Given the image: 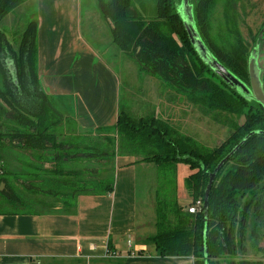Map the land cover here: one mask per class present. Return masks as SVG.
I'll use <instances>...</instances> for the list:
<instances>
[{
  "label": "trees",
  "instance_id": "trees-1",
  "mask_svg": "<svg viewBox=\"0 0 264 264\" xmlns=\"http://www.w3.org/2000/svg\"><path fill=\"white\" fill-rule=\"evenodd\" d=\"M26 1L0 0V182L7 188L0 190V205L11 206L3 212L75 213L80 195L114 191L115 159L120 154L154 164L165 172L169 186V176L186 164L191 172L184 185L191 202L179 204L172 186L159 193L156 232L143 243L155 246L160 256L193 257L195 264H264L263 259L247 258L250 251H263L264 106L203 61L179 11L184 0H157L150 19L134 0H98V5L111 24L113 42L140 72L159 79L188 105L231 129L213 149L154 112L135 118L121 109L114 126L80 130L75 111L65 113L39 78L37 19L28 24L18 49L1 29L3 20ZM242 2L189 0L205 45L250 86L252 46L240 28ZM262 30L264 22L252 37L254 48ZM242 116L245 122L240 124ZM227 156L211 187L208 208L190 213L194 202H205L210 176ZM27 202L31 209L19 207Z\"/></svg>",
  "mask_w": 264,
  "mask_h": 264
},
{
  "label": "crops",
  "instance_id": "crops-1",
  "mask_svg": "<svg viewBox=\"0 0 264 264\" xmlns=\"http://www.w3.org/2000/svg\"><path fill=\"white\" fill-rule=\"evenodd\" d=\"M38 2L37 69L44 90L59 107L75 111L80 130L114 126L124 109L122 82L82 32L80 0ZM139 158L117 155L114 191L80 195L75 213L0 211V264H195L193 257L160 256L143 243L155 234L156 217L144 209L141 218L139 200L152 207L154 196L156 213L161 191L154 177L161 171ZM177 198L183 206L191 202L187 191Z\"/></svg>",
  "mask_w": 264,
  "mask_h": 264
},
{
  "label": "rangeland",
  "instance_id": "rangeland-1",
  "mask_svg": "<svg viewBox=\"0 0 264 264\" xmlns=\"http://www.w3.org/2000/svg\"><path fill=\"white\" fill-rule=\"evenodd\" d=\"M134 1L139 11L145 17L150 19L154 15L157 0ZM38 3V0H27L3 20L1 29L15 49H18L20 39L28 24L32 20L37 19ZM80 4L82 32L91 41L97 51H99L100 55L105 56L108 64L119 75L122 82L121 103L127 112L135 118L151 115L153 112L157 114L158 112L157 115L169 121L174 128L184 134L190 135L200 145L209 149L221 145L229 137L231 133L230 128L217 121H213L210 116L203 115L199 109L188 105L181 94L164 85L159 79L147 75L144 71L140 72L137 63L117 48L112 39L111 24L104 19L99 9L98 0H80ZM238 10L240 13L241 31L249 47L252 46V51L256 50L257 64L264 72V30L260 31V43L256 48H254V42L252 41L253 35L258 32L264 22V0H243ZM9 64L10 73L14 76L12 73L14 70L13 63L9 61ZM1 84L3 86L2 81ZM63 110L65 113H73V110L70 108ZM235 120L237 121V119ZM238 122L243 124L245 117L242 116ZM2 161H0V167H2ZM167 171L172 172L173 170ZM190 172L188 165L180 164L177 167L176 174L172 173L169 176L171 184L176 189V194L186 192L184 183ZM157 175L160 182L155 189L159 191L160 188L161 193L166 192L168 180L165 172L162 174V171L161 173L158 171L154 177V181ZM159 176L161 177L159 178ZM22 177L25 176L23 175ZM160 184H165V189ZM6 189V184L0 182V190L5 191ZM138 191L141 201L145 203V189L142 185ZM154 191L152 190V193ZM150 201L152 207L147 203H140L139 200L141 218L144 209L147 215H154L156 217L154 196H151ZM30 206L31 202H27V206L19 205V207L26 209H31ZM9 207L11 206L2 204L0 205V211H6L10 209ZM260 245L263 251L258 253L250 251L247 258L264 260V238L261 240Z\"/></svg>",
  "mask_w": 264,
  "mask_h": 264
},
{
  "label": "water",
  "instance_id": "water-1",
  "mask_svg": "<svg viewBox=\"0 0 264 264\" xmlns=\"http://www.w3.org/2000/svg\"><path fill=\"white\" fill-rule=\"evenodd\" d=\"M182 14L184 24L188 31L190 40L195 47V50L198 52L200 57L203 59L205 63L210 65V67L223 78L231 86L238 88L245 95L252 96L256 101L261 103L264 106V72L261 68H259L256 59V50L252 51L250 56L249 63V72H250V86H248L245 82L240 80L237 76H235L229 69H227L223 64L219 62V60L213 55V53L208 49L201 38V34L197 28L193 6L189 3V0H184L180 6L179 10ZM12 62V61H10ZM13 63V62H12ZM13 65V64H12ZM14 68V66H13ZM12 71V70H11ZM15 69L12 71L14 74ZM230 156V155H229ZM227 156L216 168L215 172L211 174L210 181L206 190V198L203 203V207L205 209L208 208V196L215 180L216 174L221 168V166L227 161L229 158ZM5 184V183H4ZM207 264V263H206Z\"/></svg>",
  "mask_w": 264,
  "mask_h": 264
},
{
  "label": "built area",
  "instance_id": "built-area-1",
  "mask_svg": "<svg viewBox=\"0 0 264 264\" xmlns=\"http://www.w3.org/2000/svg\"><path fill=\"white\" fill-rule=\"evenodd\" d=\"M203 203L204 202L201 199L197 200L196 202H194V204L192 206L189 207V212L190 213H197L203 207Z\"/></svg>",
  "mask_w": 264,
  "mask_h": 264
}]
</instances>
